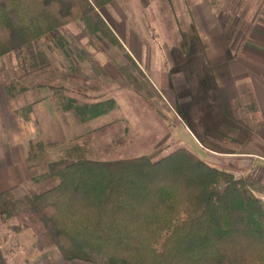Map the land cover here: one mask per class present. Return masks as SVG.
Listing matches in <instances>:
<instances>
[{
	"label": "rangeland",
	"instance_id": "obj_1",
	"mask_svg": "<svg viewBox=\"0 0 264 264\" xmlns=\"http://www.w3.org/2000/svg\"><path fill=\"white\" fill-rule=\"evenodd\" d=\"M99 18L105 26L68 27L66 51L41 41L34 57L0 58V93L26 89L14 103L27 177L60 160H160L186 148L252 179L264 202V0H117ZM86 106L97 115L81 117ZM27 177L25 194L38 187ZM21 223L0 218L9 264H87L38 253Z\"/></svg>",
	"mask_w": 264,
	"mask_h": 264
},
{
	"label": "trees",
	"instance_id": "obj_2",
	"mask_svg": "<svg viewBox=\"0 0 264 264\" xmlns=\"http://www.w3.org/2000/svg\"><path fill=\"white\" fill-rule=\"evenodd\" d=\"M116 1L0 0V58L34 57L41 41L66 51V29L105 26L99 11ZM68 101L65 110L75 103ZM96 111L86 106L80 115ZM32 181L38 187L23 198L0 196V218H20L38 253L57 249L87 264H264L259 186L186 148L160 160H60ZM0 264H9L1 249Z\"/></svg>",
	"mask_w": 264,
	"mask_h": 264
},
{
	"label": "crops",
	"instance_id": "obj_3",
	"mask_svg": "<svg viewBox=\"0 0 264 264\" xmlns=\"http://www.w3.org/2000/svg\"><path fill=\"white\" fill-rule=\"evenodd\" d=\"M22 93L15 92L16 95L11 96L6 89L0 93V196L9 192L15 197L24 196L25 193L18 191L17 184L20 178L27 177L26 172H31L28 166L26 123L18 117L14 103L15 98ZM32 177H27V181L32 180Z\"/></svg>",
	"mask_w": 264,
	"mask_h": 264
}]
</instances>
